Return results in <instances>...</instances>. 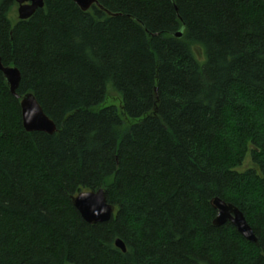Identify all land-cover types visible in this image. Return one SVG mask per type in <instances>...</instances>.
I'll use <instances>...</instances> for the list:
<instances>
[{
  "label": "trees",
  "instance_id": "1",
  "mask_svg": "<svg viewBox=\"0 0 264 264\" xmlns=\"http://www.w3.org/2000/svg\"><path fill=\"white\" fill-rule=\"evenodd\" d=\"M96 2L0 0L2 62L57 127L26 132L0 72V264H264V0ZM100 189L91 225L72 200Z\"/></svg>",
  "mask_w": 264,
  "mask_h": 264
},
{
  "label": "water",
  "instance_id": "2",
  "mask_svg": "<svg viewBox=\"0 0 264 264\" xmlns=\"http://www.w3.org/2000/svg\"><path fill=\"white\" fill-rule=\"evenodd\" d=\"M73 1L84 12L91 10L94 5L100 7L96 0ZM15 2L19 5L18 17L21 21L29 20L45 5L44 0H15ZM182 37V31L175 34V38L181 39ZM0 72L6 79L11 94L21 102L22 123L25 131L54 135L57 132L56 124L44 113L35 96L31 93L23 97L17 94L22 78L20 71L15 66H5L0 57ZM72 202L82 219L91 225L109 222L114 217L116 210L115 206L108 203L103 189L96 192H82L74 197ZM212 205L217 211V216L213 221L214 227L230 223L247 241L258 243L253 229L240 209L220 198H215ZM116 247L123 253L127 251L125 244L120 239L116 241Z\"/></svg>",
  "mask_w": 264,
  "mask_h": 264
},
{
  "label": "rangeland",
  "instance_id": "3",
  "mask_svg": "<svg viewBox=\"0 0 264 264\" xmlns=\"http://www.w3.org/2000/svg\"><path fill=\"white\" fill-rule=\"evenodd\" d=\"M18 7H19V5L17 4V7L13 10L12 16L14 18H19L18 17ZM199 56L201 58H203V55L200 52H199ZM107 90L109 92V98H108L106 104H108V105L114 104L117 106L120 105L121 99H120L119 95L113 91V87L111 84H109L107 86ZM251 150H252V148H251ZM253 167H254V162H253V159L251 157V154L249 153L248 156L246 157L244 164L239 168V171L245 172V171H247Z\"/></svg>",
  "mask_w": 264,
  "mask_h": 264
}]
</instances>
